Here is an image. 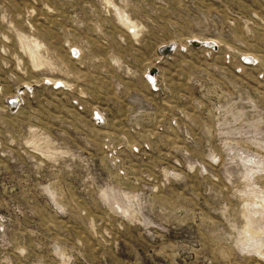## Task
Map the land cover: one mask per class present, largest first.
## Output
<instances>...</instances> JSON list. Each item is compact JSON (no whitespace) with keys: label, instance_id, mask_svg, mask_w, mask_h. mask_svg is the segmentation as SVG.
Returning a JSON list of instances; mask_svg holds the SVG:
<instances>
[{"label":"rangeland","instance_id":"obj_1","mask_svg":"<svg viewBox=\"0 0 264 264\" xmlns=\"http://www.w3.org/2000/svg\"><path fill=\"white\" fill-rule=\"evenodd\" d=\"M0 264H264V0H0Z\"/></svg>","mask_w":264,"mask_h":264},{"label":"bare ground","instance_id":"obj_2","mask_svg":"<svg viewBox=\"0 0 264 264\" xmlns=\"http://www.w3.org/2000/svg\"><path fill=\"white\" fill-rule=\"evenodd\" d=\"M195 43H197V42H195ZM194 46V45H193ZM196 47V46H195ZM165 49V48H164ZM164 49H162V52L164 53ZM154 73V71H152L151 72V74H153ZM19 103V100L18 99H16V100H14L13 102H11V107H12V109H14V107L17 105Z\"/></svg>","mask_w":264,"mask_h":264},{"label":"water","instance_id":"obj_3","mask_svg":"<svg viewBox=\"0 0 264 264\" xmlns=\"http://www.w3.org/2000/svg\"><path fill=\"white\" fill-rule=\"evenodd\" d=\"M192 45H194V46L198 47V46H200V43H198V42H197V43H195V42H194ZM170 51H171L170 49H168V48H165V49H164V54H165L166 52L168 53V52H170ZM162 53H163V52H162Z\"/></svg>","mask_w":264,"mask_h":264}]
</instances>
